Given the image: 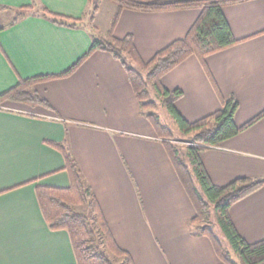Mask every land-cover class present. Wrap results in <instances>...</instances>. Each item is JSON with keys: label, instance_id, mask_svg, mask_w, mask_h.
<instances>
[{"label": "crops", "instance_id": "obj_1", "mask_svg": "<svg viewBox=\"0 0 264 264\" xmlns=\"http://www.w3.org/2000/svg\"><path fill=\"white\" fill-rule=\"evenodd\" d=\"M110 4L111 18L101 28V9L90 21L89 0H0L1 7L11 9H0L10 14L0 24V96L20 80L56 77L73 67L89 51L93 36L105 37L110 30L116 13ZM22 7L32 8L10 26L12 10ZM44 8L80 21V27L54 24L42 16ZM224 15L234 37L243 41L208 57L205 67L190 57L161 85L183 93L175 108L190 123L235 98V123L241 127L264 111V0L227 6ZM199 16V10H126L114 36L132 35L148 63L184 39ZM35 90L53 110L0 105V264H77L69 233L50 230L37 199V187H70L64 158L48 142L65 144L74 155L116 244L134 264H224L211 240L193 227V204L120 62L96 52L72 75ZM202 162L220 187L240 178L264 180V117L206 150ZM230 217L247 243L264 240V186L235 203Z\"/></svg>", "mask_w": 264, "mask_h": 264}, {"label": "trees", "instance_id": "obj_2", "mask_svg": "<svg viewBox=\"0 0 264 264\" xmlns=\"http://www.w3.org/2000/svg\"><path fill=\"white\" fill-rule=\"evenodd\" d=\"M104 1L116 7L107 35L93 36L89 51L65 73L56 77L41 76L20 80L16 87L0 96V105L7 101L53 110L35 90L36 85L72 75L96 52L110 54L127 72L142 115L149 120L158 138L163 140L167 155L195 209V229L201 236L211 240L217 256L224 264H264V240L254 244L247 243L236 230L230 217L231 207L264 186V180L240 178L220 187L212 182L202 162V154L206 150L220 147L238 136L262 119L264 111L239 127L235 123L239 104L235 98H231L223 103L220 111L190 123L175 108L176 101L183 93L179 90L169 92L161 85V79L165 75L190 57H196L205 67L208 57L240 44L243 40L234 37L225 18L224 8L251 0H89L90 21L94 20ZM31 8L12 10L15 11V19L10 26L25 18ZM0 9L11 10L3 6H0ZM126 10L145 13L199 10L200 16L184 39L174 41L157 52L148 63H144L132 35L123 39L114 36L119 18ZM42 16L59 26L80 27V21L61 17L46 8L42 10ZM2 30L4 29L1 28L0 31ZM151 86L155 87L162 97V104L168 108L179 133L187 137L188 145L185 149L173 143L174 132L162 125L158 117L144 113L157 107L155 102L150 101ZM47 145L62 154L65 171L70 179L68 189H36L43 217L50 230H65L69 233L77 264H113L107 252L121 259L122 264H134L129 253L116 244L98 201L74 155L65 144L48 142ZM211 209L218 215L219 224L237 256L236 260L214 235Z\"/></svg>", "mask_w": 264, "mask_h": 264}, {"label": "rangeland", "instance_id": "obj_3", "mask_svg": "<svg viewBox=\"0 0 264 264\" xmlns=\"http://www.w3.org/2000/svg\"><path fill=\"white\" fill-rule=\"evenodd\" d=\"M104 3L105 4L101 3V7H100L101 10L98 16V24L101 26V28H104V26L109 23V20L111 18V11L109 9L110 7L109 5L111 4L110 2H104ZM9 15L10 14H7V12H1L0 13V24L1 22L7 20V18H9L8 17ZM150 101L155 102L157 107L152 110H147L144 113L154 114L156 117H158L162 125L167 126L174 132L175 140L173 141V143L177 145L178 147L185 149L188 143L186 142L187 137H184L179 133L172 117L170 116L168 112V108L162 104V97L160 96L156 88L152 86L150 87ZM211 211H212L211 226H212L215 237L219 240L223 248H225L230 253L231 257L236 260L237 256L234 253L232 246L230 245L223 230L221 229V226L219 224L218 215L213 209ZM193 227L196 228V225H193ZM107 255L113 264H122V260L117 258V256H115L113 253L107 252Z\"/></svg>", "mask_w": 264, "mask_h": 264}]
</instances>
